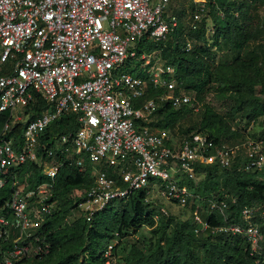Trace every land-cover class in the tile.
I'll list each match as a JSON object with an SVG mask.
<instances>
[{"label": "built area", "instance_id": "1", "mask_svg": "<svg viewBox=\"0 0 264 264\" xmlns=\"http://www.w3.org/2000/svg\"><path fill=\"white\" fill-rule=\"evenodd\" d=\"M169 1L0 0V189H11L9 215H0V240L10 248L1 253L0 264L49 252L40 232L56 209L54 182L66 163L91 169V186L74 191L77 219L90 223L109 205L142 191L146 203L157 195L178 207L194 206L196 234L243 236L251 255L264 264V233L254 222L264 220V205L244 206L242 225L228 220L233 197L212 198L207 213L222 223L210 228L199 201L182 183L199 180L198 165L252 173L264 181V141L246 138L229 145L206 134L176 137L149 125L165 105L199 111L191 96L175 94L173 66L160 62L157 53L139 52L142 40L165 42L178 28L176 16L164 15ZM193 1L189 28L195 30L206 0ZM185 49H192L190 41ZM134 61L146 79L126 72ZM150 88L155 95L149 96ZM69 117L76 130L56 132L53 124ZM26 163L36 165L47 181L28 188L17 175ZM160 215L168 216L166 207L157 209L155 222ZM116 242L102 251L104 264H117Z\"/></svg>", "mask_w": 264, "mask_h": 264}, {"label": "trees", "instance_id": "2", "mask_svg": "<svg viewBox=\"0 0 264 264\" xmlns=\"http://www.w3.org/2000/svg\"><path fill=\"white\" fill-rule=\"evenodd\" d=\"M205 3V13L195 30L188 26L187 33L184 34L178 17L173 15L178 19V28L167 40H142L139 52L157 53L164 65L175 68V94L183 92L193 97L196 102V99L202 101L206 92L212 90L216 98L232 103L233 107L224 114L217 113L206 105L199 111V122L185 129L183 136L202 133L208 135L215 143L234 145L248 138L243 137L238 129L240 122L261 121L264 126V100L261 97L264 95V82L260 83L259 80L263 73L264 46L259 48L263 53L259 55L250 47L261 38L263 26L257 25L254 19L251 0H206ZM194 10L195 4L192 2L189 21ZM164 15L172 16L167 15L166 11ZM208 23L213 25L212 47L194 46L196 40L207 42L205 37ZM186 41L192 44L189 51L185 49ZM221 46L230 50V60L216 64L214 59L210 58L211 49ZM167 54L169 56L164 57ZM139 63L129 62L125 70L146 79L147 76L142 73ZM208 67L212 70H208ZM257 86L259 95H256ZM153 95L155 91L150 88L149 96ZM41 106L39 103L34 110L38 111ZM190 111V107L173 109L165 105L157 110L154 122L149 125L157 129L172 128L185 112ZM239 114L241 117H238ZM53 128L59 133L74 132L76 125L74 119L69 117L53 124ZM19 131L20 129L16 128V138H19ZM260 133V136L253 139L264 141V130ZM196 172L202 179L195 182L184 179L182 183L187 185L197 198L205 214L208 200L222 198L225 194L236 201L228 211L230 222L243 225L240 211L244 206L264 205V181L258 179L256 174L200 165L196 167ZM17 175L21 182H26L28 188L47 181L40 174L39 168L32 163L21 166ZM91 184L89 165H86L83 171L67 163L62 166L53 188L52 200L56 201V209L43 224L40 232L41 243L49 245V252L42 258L24 259L15 264H104L102 251L107 243L116 238L121 242L126 236L136 234L146 226H150L149 230L155 236L151 250L146 252L132 245L118 261L115 245L113 252L119 264H263L260 256L251 255L249 244L243 236L212 234L210 230L196 234L197 225L192 216L194 206H177L189 208L190 216L187 219L182 220L168 211V216L160 215L155 222L153 217L157 214V209L152 208L151 203L145 202V193L142 191L135 193L126 202L119 201L109 205L90 223L81 218L65 221L68 213L75 208V203L70 198L71 193L75 190L84 191ZM10 196L9 187L0 189V215H9L6 204ZM202 217L204 218V214ZM204 220L210 228L222 223L221 218L212 216V213H207ZM254 222L264 233V220L257 217ZM7 248H10V245L0 240V255Z\"/></svg>", "mask_w": 264, "mask_h": 264}, {"label": "rangeland", "instance_id": "3", "mask_svg": "<svg viewBox=\"0 0 264 264\" xmlns=\"http://www.w3.org/2000/svg\"><path fill=\"white\" fill-rule=\"evenodd\" d=\"M152 3H157L158 0H151ZM193 0H171L165 7V11L167 15H176L179 19V22L181 24V27L183 29V33H187L188 26H189V17H190V11L192 7ZM251 8H252V14L255 16L254 19L256 20L257 25L259 24L262 27L263 34L259 41L252 43L250 45L251 48H254L255 51L259 54H263L261 52V49L264 46V0H251ZM221 16V14H219ZM213 31V25L211 23H208L207 25V31H206V37L205 39L207 42H204L202 40H196L194 41V46L200 47V46H211L212 47V32ZM264 49V48H263ZM212 55L210 58L214 59V62L216 64L223 63L225 60H230V50L224 46H221L220 48H212ZM264 51V50H263ZM169 56L164 55V57ZM160 59V58H159ZM209 59V58H207ZM160 62L162 60L160 59ZM208 70H212L211 67H208ZM123 72V71H121ZM251 75V74H250ZM260 83L264 82V65H263V73L259 77ZM261 85V84H259ZM259 86L256 88V95ZM193 98V97H192ZM197 104L199 105V111H201L206 105H209L212 107L217 113L224 114L229 109H231L232 103L226 102L224 99H218L216 98L215 94L211 91L206 92V94L203 97L202 101H198L196 99ZM185 112L184 115L179 119V121L172 127L168 128V130L176 137H179L183 135V132L185 129L189 128L192 125H196L200 120V112ZM238 117H241V114L238 115ZM261 121H258L256 123H247V122H240L238 129L242 133L243 137L248 136V138H257L260 136L261 130H264V126L262 127ZM237 128L236 126H234ZM254 136V137H253ZM199 179H202L199 177ZM75 192H72L70 195L71 199H74ZM155 197L150 198L151 201H149L152 204V208L158 209L159 207H166L167 210L171 215L177 216L180 219L184 220L187 219L190 216V210L189 208H178L176 205L171 204L170 202L162 199V198H156ZM118 203V202H116ZM121 206L120 204L118 205ZM204 218H206L207 213L205 214L204 209L201 210V215ZM68 221H73L77 219V214L75 213L74 209L71 210L68 213ZM203 218V217H202ZM203 218V219H204ZM150 226L142 227L136 234H131L126 236L119 242L117 240L116 244V255L119 261V258L126 254L130 247L132 245H136L138 248L143 249L144 251L148 252L151 250L153 242L155 240V236L152 234L151 230H149ZM117 261V262H118ZM119 264V262L117 263Z\"/></svg>", "mask_w": 264, "mask_h": 264}]
</instances>
